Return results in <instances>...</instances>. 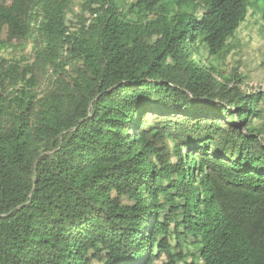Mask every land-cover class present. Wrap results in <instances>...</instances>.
<instances>
[{
	"label": "trees",
	"instance_id": "trees-1",
	"mask_svg": "<svg viewBox=\"0 0 264 264\" xmlns=\"http://www.w3.org/2000/svg\"><path fill=\"white\" fill-rule=\"evenodd\" d=\"M12 0L0 34V264H264V95L212 65L264 0ZM193 251V252H191Z\"/></svg>",
	"mask_w": 264,
	"mask_h": 264
},
{
	"label": "rangeland",
	"instance_id": "rangeland-1",
	"mask_svg": "<svg viewBox=\"0 0 264 264\" xmlns=\"http://www.w3.org/2000/svg\"><path fill=\"white\" fill-rule=\"evenodd\" d=\"M12 0H0V5H9ZM98 4L108 0H74L70 6L67 19L71 25L79 21L82 16L87 19L88 13L83 12V7L89 2ZM119 5L123 2L132 3L135 0H111ZM252 2V0H251ZM30 42H8L6 34H0V63L7 66L14 64L23 68L32 62L33 49ZM227 48L230 51L224 63L212 60V65L225 78L235 75L239 87L247 93L264 95V8L262 5L250 6L243 23L240 24L234 35L228 39ZM69 69L59 70L58 74L50 71L44 77L39 78L34 88H27L24 84L14 87H0V98L6 100V104L12 107L15 99L25 100L26 94L41 98L54 85L55 79H64ZM264 127V121L260 123ZM193 252V251H191Z\"/></svg>",
	"mask_w": 264,
	"mask_h": 264
}]
</instances>
